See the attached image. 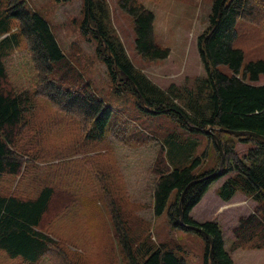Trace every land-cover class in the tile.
Listing matches in <instances>:
<instances>
[{"label": "rangeland", "instance_id": "374dc122", "mask_svg": "<svg viewBox=\"0 0 264 264\" xmlns=\"http://www.w3.org/2000/svg\"><path fill=\"white\" fill-rule=\"evenodd\" d=\"M2 1L4 7L7 2ZM24 1L48 21L66 56L62 73L68 69L73 72L71 78L79 75L74 86L81 80L89 81L94 92L113 103L115 123L119 121V127L126 128L121 143L112 135L98 144L91 143L84 138L79 117L62 111L45 96L36 98L34 113L26 116L25 130L18 140V144L33 156L26 160L20 173L0 176V194L33 198L43 187L54 188L39 229L54 238L56 250L44 255L38 264L125 263L112 225L113 211L118 212L119 226L126 227L134 243L145 240L156 245H179L189 264H201L202 237L171 228L165 214L155 216L152 193L157 177L156 160L162 153L165 137L175 132L179 134L177 144L166 143L167 157L177 166L189 164L194 156L205 151L198 170L216 162L212 143L203 134L182 131L166 115L137 111L131 101L119 99L112 92V81L95 51L96 41L81 30L82 0ZM143 3L155 15V41L169 48L167 58L149 61L137 53L132 20L120 10L117 0L103 2L107 22L122 41L135 68L160 89L169 92L175 102L185 107L189 100L193 107L188 109L190 114L198 117L207 114L205 91L200 90V79L205 71L197 52L196 38L207 25L212 0H143ZM17 26L18 22L12 20V30ZM235 28L234 45L243 50V65L255 59L264 60V18L239 20ZM19 41L3 58L6 84L16 93L33 94L40 88L36 69L25 39L20 37ZM219 68L231 75L227 66ZM256 83L264 84V73ZM183 144L187 147L178 151V146ZM235 148L241 155L248 150L249 144L236 142ZM226 178L210 184L192 209L191 217L197 222L215 220L221 225L225 247L235 264H264V248L230 249L233 226L240 216L253 212L256 202L240 192L229 201L220 199L216 189ZM0 264L25 263L0 254Z\"/></svg>", "mask_w": 264, "mask_h": 264}, {"label": "trees", "instance_id": "16d2710c", "mask_svg": "<svg viewBox=\"0 0 264 264\" xmlns=\"http://www.w3.org/2000/svg\"><path fill=\"white\" fill-rule=\"evenodd\" d=\"M6 2L3 7L0 0V176L20 173L26 160L33 156L18 144V140L25 130V118L34 113L36 98L40 95L62 111L79 117L84 138L89 142L98 144L110 135L115 141L123 142L122 132L126 128L121 129L119 121L115 123L113 103L94 92L87 80L74 86L79 75L71 78L73 72L68 69L62 73L66 56L44 16L29 8L24 0ZM103 2L105 0H82L81 30L96 41L95 51L112 81V92L119 99L131 101L137 111L166 115L182 131L205 135L216 156L214 165L204 170L198 167L206 156L205 151L194 156L189 164L177 166L167 157L166 143L177 144L179 134L175 132L165 137L155 166L154 215L165 214L171 228L202 237L201 264H212L210 242L187 225L200 226L209 235L213 264H235L225 247L221 225L215 220L197 222L190 214L210 184L227 176L216 189L220 199L229 201L240 192L256 202L253 212L240 216L233 227L230 249L264 248V84L256 83L264 73V60L255 59L243 65V50L234 45L237 21L264 18V0H212L207 25L196 38L197 52L205 71L200 79V90L205 91L208 107L207 114L199 117L188 112L193 108L189 100L185 107L175 102L169 92L160 89L135 68L122 41L107 22ZM117 4L132 20L137 53L149 61L167 58L169 48L156 43L155 15L143 0H117ZM12 20L18 22L16 30H12ZM20 37L27 43L39 81L40 88L33 94L16 93L5 80L3 58L19 44ZM220 65L227 66L231 75L223 72ZM208 128L211 131H207ZM212 133L217 135L224 153L219 171L221 153ZM236 142L249 144L248 150L240 155L235 148ZM184 147L187 144L179 145L177 150L182 151ZM54 192L48 185L33 198L0 194V254L18 258L25 264H38L44 255L56 250L54 238L39 229ZM113 213L112 225L125 258L123 264H189L179 245H156L145 240L134 243L126 227L119 226L118 212Z\"/></svg>", "mask_w": 264, "mask_h": 264}, {"label": "water", "instance_id": "95a60500", "mask_svg": "<svg viewBox=\"0 0 264 264\" xmlns=\"http://www.w3.org/2000/svg\"><path fill=\"white\" fill-rule=\"evenodd\" d=\"M220 130H224V129H220ZM207 131H211L210 128L207 129ZM224 131H228V132H237V131H231V130H227L225 129ZM245 132V131H243ZM216 139V143L219 147V150H220V153H221V159H220V163H219V167H218V171L221 169V166L224 162V153L220 147V143H219V140L217 138V135L215 133H212ZM264 138V137H262ZM198 180H202V179H198ZM198 180H193V181H198ZM179 209L181 211V200H180V203H179ZM180 220L181 222L183 221V218H182V213L180 212ZM191 230L193 231H196L198 233H201L209 242H210V247H209V257H210V260L213 264V260H212V255H211V252H212V243H211V239L209 237V235L200 227V226H196V225H187Z\"/></svg>", "mask_w": 264, "mask_h": 264}, {"label": "crops", "instance_id": "0c3cea01", "mask_svg": "<svg viewBox=\"0 0 264 264\" xmlns=\"http://www.w3.org/2000/svg\"><path fill=\"white\" fill-rule=\"evenodd\" d=\"M213 201H214V203H215V200H213ZM199 202H200V201H199ZM191 214H192V211H191ZM235 225H236V224H235ZM235 225H234V226H235ZM234 226H233V227H234Z\"/></svg>", "mask_w": 264, "mask_h": 264}, {"label": "bare ground", "instance_id": "6f19581e", "mask_svg": "<svg viewBox=\"0 0 264 264\" xmlns=\"http://www.w3.org/2000/svg\"><path fill=\"white\" fill-rule=\"evenodd\" d=\"M2 56V55H1Z\"/></svg>", "mask_w": 264, "mask_h": 264}]
</instances>
